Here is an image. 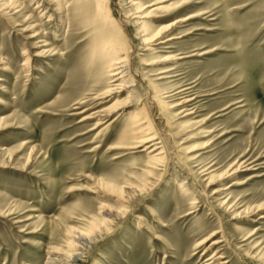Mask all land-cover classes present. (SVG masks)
I'll use <instances>...</instances> for the list:
<instances>
[{"label": "rangeland", "instance_id": "1", "mask_svg": "<svg viewBox=\"0 0 264 264\" xmlns=\"http://www.w3.org/2000/svg\"><path fill=\"white\" fill-rule=\"evenodd\" d=\"M102 1L0 0V264H264V0Z\"/></svg>", "mask_w": 264, "mask_h": 264}, {"label": "bare ground", "instance_id": "2", "mask_svg": "<svg viewBox=\"0 0 264 264\" xmlns=\"http://www.w3.org/2000/svg\"><path fill=\"white\" fill-rule=\"evenodd\" d=\"M2 2L4 1L3 4L1 5H10L11 4V0H1ZM183 4H185L186 2L183 1L182 2ZM127 4L129 5V9H130V12H132L131 14V20H135L139 17H137L136 15L139 13L138 9L136 8H133L134 6H136V4L133 3V0H128ZM0 5V6H1ZM15 5V3H14ZM107 2L106 0H103L101 3H99V5L97 7H100L98 8V11L101 10V12H104L107 10ZM6 7V6H5ZM40 7L38 6L37 9H39ZM5 10V9H4ZM0 13H3L0 11ZM4 14V13H3ZM3 16V15H2ZM192 18H194L193 16H188L186 18H183V19H180V20H176L174 22H172L171 24H168L166 27L164 28H161L160 32L153 35L150 39H145L141 44L146 48L148 46H150V44L154 43V42H157L158 40L162 39L161 35L167 33V32H170L173 30V28L175 27L176 24H179V23H184V22H187L189 20H191ZM133 26H135L136 28L140 29L139 31H141V29L143 28V25L144 23L143 22H140L139 21H134L133 23ZM33 28V27H32ZM145 36V35H144ZM173 39H168L167 41L165 42H169ZM115 42V41H114ZM165 42H159L158 44H163ZM116 43V42H115ZM97 48L98 50L103 53L104 55L107 54L108 57L110 58H113L112 60L107 58L108 60L111 61V63L109 64L108 68H107V76L110 77L111 79H114L116 78L115 82H119V90L123 91V90H126V89H130L133 87V83H134V80L133 78H129L130 77V72H129V69H127L128 67L126 66V64H123V60H121V56H122V48H119L118 45L114 44L113 42H110L108 39H102L100 42L97 43ZM124 48V47H123ZM126 48V47H125ZM148 49V48H146ZM145 49V50H146ZM126 50V49H125ZM112 53V54H111ZM128 53V52H127ZM35 56H38V55H35ZM106 57V56H105ZM124 59V58H123ZM129 59V58H128ZM170 60V59H169ZM109 61V62H110ZM100 70V69H99ZM105 72V71H104ZM127 78V79H126ZM166 78V77H165ZM113 82V81H112ZM114 82V83H115ZM134 99L133 97V92L129 95V99L131 98ZM132 99V100H133ZM132 102H134V105L136 106V104L138 103L137 101L133 100ZM179 105V104H178ZM181 105V104H180ZM156 109V108H155ZM119 110V109H118ZM111 113H116V111H113V112H110ZM109 116V115H108ZM107 117V116H106ZM105 117V118H106ZM143 119H146L147 120V117L143 118ZM148 122V121H147ZM143 125H144V122H142V119L141 120H136V121H133L132 122V125L133 126V129L134 131H136V135L138 133H141L142 130H143ZM148 127L150 126L149 123L147 125ZM129 132V131H127ZM149 132V131H148ZM146 133V131L144 132ZM128 134V133H127ZM149 134V133H147ZM128 140V139H126ZM135 140V143L134 145H132L133 147H130V149H137V148H140L142 146H145L143 148L142 151H148V153H153L154 152H157V150L161 149L159 147V143H154L155 141V138L153 136H146V137H136L134 138ZM157 140V139H156ZM159 142V141H158ZM131 145V144H130ZM158 155H160V153H157L155 154L153 157H152V160L156 161V157H158ZM150 158V157H149ZM154 164V163H153ZM156 164V163H155ZM235 165V164H234ZM234 167V166H233ZM237 170L235 171H232L229 175L225 176V177H221L220 180H224L226 178H230L231 176H234L237 174ZM218 180V182L220 181ZM225 190V189H223ZM227 190V189H226ZM216 193H219L218 190H216L214 192V194ZM225 206V205H224ZM259 210H261V208H259ZM191 214V213H190ZM237 215V214H236ZM239 215V214H238ZM242 215V214H241ZM239 218V217H237ZM261 218H264L261 217ZM218 233L217 232H214L211 236H207L206 238H204L201 242H199L197 245L198 247H201V246H204L206 244H208L211 240L212 237L216 236ZM87 238H83L81 236L78 235V240L76 242V244H72V246L70 247L71 249V253L68 254L67 256H65L66 258V263L67 264H77L78 263V260L81 258L82 256V251H83V248H84V244L86 242ZM89 243V242H88ZM92 243V242H91ZM217 244V242H212L210 245H208L205 249H204V252H208L209 250H212ZM197 247V248H198ZM196 248V249H197ZM85 250V249H84ZM53 254H56V252ZM62 255V254H61ZM203 255V254H202ZM59 256V254H58ZM57 257V256H56ZM83 257V256H82ZM223 258L221 256H218V254H213L211 256H209L204 262L203 264H226V262L222 261ZM56 262H59L58 260H55ZM202 261V260H201ZM61 262V261H60Z\"/></svg>", "mask_w": 264, "mask_h": 264}]
</instances>
